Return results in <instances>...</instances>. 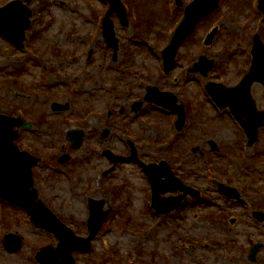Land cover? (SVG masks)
Returning a JSON list of instances; mask_svg holds the SVG:
<instances>
[{"label":"rangeland","instance_id":"1","mask_svg":"<svg viewBox=\"0 0 264 264\" xmlns=\"http://www.w3.org/2000/svg\"><path fill=\"white\" fill-rule=\"evenodd\" d=\"M5 1L0 0V6ZM175 1L126 0L130 24L121 25L115 15L111 16L119 39L113 62L112 50L96 21L108 7L105 0H33L32 26L26 41L31 50L34 43L35 52L44 55V63L50 68L48 89L41 83L48 72L42 73L40 65L31 67L25 62L29 66H18L24 71L17 75L8 73V68L14 66L4 64L6 60L10 62L14 51L0 39V112L16 115L22 111L28 119L42 114L54 121H44L42 117L33 126V133L22 129L16 140L21 149L43 158L34 168L40 198L83 237L88 234L87 201L100 200L104 210H110L90 252H73L76 264H249L251 243H264V224L260 228L243 206L236 209L216 196L211 204L188 208L183 214L152 215L148 182L138 165L118 164L108 175L103 173L107 176L102 175L111 166L102 150L127 155L128 137L142 161L165 160L176 174L186 173L191 181L194 171L190 168L198 166L203 178L208 167L228 162V158L218 159L213 154V143L237 156L243 148L237 122L229 111L217 112L204 85L221 82L232 86L246 71L253 34L258 32L264 41V15L253 11L258 0H221L218 9L200 20L187 36L178 50L176 65L165 74L156 55L149 51L154 48L160 52L167 45L176 20L181 19L191 0H180L181 8ZM214 25L220 28L219 32L210 46H204L202 39ZM92 35L95 45L88 60L83 53L88 52ZM200 55L215 61L207 77L185 72ZM22 57L23 54L19 59ZM16 79L25 84L16 89ZM146 85L172 92L184 104L183 132L175 129L173 114L146 104ZM251 92L257 108L264 110L262 86L254 84ZM54 100L71 106L54 112L50 109ZM138 100L143 101L136 114L132 106ZM22 107L26 112L19 110ZM70 118L74 123L68 122ZM105 129L109 134L103 139L101 133ZM70 130L85 133V142L79 149L70 148L64 136ZM260 133L258 144L250 151L261 154L254 163L260 169L258 180L264 183V132ZM195 145H199L197 152L191 149ZM63 154L69 156V161L57 164ZM244 172L242 169L241 175ZM234 175L238 177L239 173L234 171ZM246 186L248 207L264 208V186ZM223 216H233L238 221L232 226ZM228 228L233 229L231 236ZM8 233L20 240L16 252L4 247ZM57 244L52 233L32 226L21 209L0 201V264H39L35 260L37 251ZM257 264H264V247L257 255Z\"/></svg>","mask_w":264,"mask_h":264},{"label":"water","instance_id":"2","mask_svg":"<svg viewBox=\"0 0 264 264\" xmlns=\"http://www.w3.org/2000/svg\"><path fill=\"white\" fill-rule=\"evenodd\" d=\"M112 3L110 13L116 11L122 22L127 23L125 10L118 0H109ZM218 0H197L187 7L186 18L180 28L177 30L171 46L165 51L167 67L173 62L174 55L178 46L184 40L186 35L192 31L196 22L205 14L209 13L217 6ZM206 6V8H205ZM260 8L264 10V3L261 2ZM109 13V14H110ZM11 26V25H10ZM24 24L18 26L19 31L22 30ZM1 31V30H0ZM3 32V31H1ZM215 32H213L207 43H210ZM104 34L107 43L117 49V40L114 36L111 21L108 17L104 21ZM253 60L250 72L245 76L241 84L233 89H224L220 85L208 84L207 90L213 97L214 101L220 107L228 106L236 118L244 115L249 120V125L243 124L246 132L249 135L256 136V128L260 125V119L264 118V113H256L254 101L250 95V86L253 81L261 80L264 83V45L260 38L255 37L254 47L252 49ZM212 62L202 59V63L195 66V69L200 66L204 75ZM168 69V68H167ZM167 94H161L156 89H151L148 99L152 102L161 104L165 107L174 109L179 114L178 127L180 128L184 122V112L182 107H176L175 101H166ZM138 109L140 104H137ZM257 118V121L253 117ZM10 126L2 122L0 119V197L9 200L10 202L20 205L26 209L33 223L40 228H45L53 232L59 240L56 248L46 247L36 254V259L42 264H75L72 257L73 251L87 252L90 249V242L96 236L100 224L104 216L99 215L97 209L92 210L88 220V228L90 235L87 238H78L74 233L62 224L55 215L47 209L42 201L37 197L36 190L32 189V178L30 168L35 163L33 160H28V157L17 152L13 146L14 134L10 132ZM107 132H105V135ZM255 137L251 141H254ZM79 142V139H76ZM30 158V157H29ZM133 158V157H132ZM115 161H127L128 158H113ZM145 171L150 177L154 188L155 197L154 205L159 211H166V207L162 208L158 197L160 192H164L168 188V184H175L177 180L168 171L165 162L157 165L145 166ZM166 175V181H160L159 177ZM177 205V202H176ZM173 207V206H172ZM262 216V215H260ZM15 235L10 234L5 240L6 249L10 252H16L20 249L19 238L14 239ZM260 245L253 248L251 253L252 261L255 260V254ZM60 259V260H59Z\"/></svg>","mask_w":264,"mask_h":264},{"label":"flooded vegetation","instance_id":"3","mask_svg":"<svg viewBox=\"0 0 264 264\" xmlns=\"http://www.w3.org/2000/svg\"><path fill=\"white\" fill-rule=\"evenodd\" d=\"M45 89H48L46 86H43ZM42 94H40L41 96ZM48 113V112H47ZM42 114L34 117L35 119H37L38 121L41 120V118L43 117V115L41 116ZM55 115V114H54ZM44 120L46 121L47 119L45 118L44 116ZM198 167V166H197ZM190 168L189 170L191 171H194L192 174H194L193 178H192V181L190 180V177L187 176L186 173H183V172H180L179 173V176L181 177V179L188 185L191 187V189H195V190H198L199 191V194L197 195H192L190 194L189 192L186 193L185 197L183 198L181 204H180V207L177 209V211L175 213H179L180 211H184L188 208H194V207H199L200 205H206L207 202H210L212 198L216 197V196H219L221 197V195L216 191V194L215 196H213V192H215V188L216 190L218 188H220V183L219 182H216L215 179H212V181L209 180V176L211 175H207V174H204L203 178L201 175V172L199 171V167L197 168ZM232 165L229 164V165H224V166H210L208 167V169H211L214 173H219L220 176H223L224 178H227V180H225V182L227 184L230 183L229 179H231L232 176L231 173L229 172L228 176H226V173L228 172L227 170L229 168H231ZM181 170H183V167L181 168ZM248 178V176L246 174L244 175H241V176H238V177H235V180H237L236 183H239V182H242L243 180H246ZM232 185V184H230ZM237 187V186H236ZM238 190L240 191V194L242 195V197L245 196V194L247 193V189L248 187L246 188H242V187H237ZM251 188V187H250ZM176 194V193H175ZM177 194L181 195L183 194V191L181 192H178ZM203 198V203L202 201L200 200V198ZM232 202H235L236 203V206H238V201H232ZM183 213V212H182ZM240 215V214H238ZM233 230V229H232ZM232 230H230V232L232 233ZM230 240V238H229ZM195 241V240H194ZM197 243L203 245L205 248L209 247L208 244L204 245L203 242H199L197 241ZM205 260H207L208 258V254L205 256Z\"/></svg>","mask_w":264,"mask_h":264}]
</instances>
